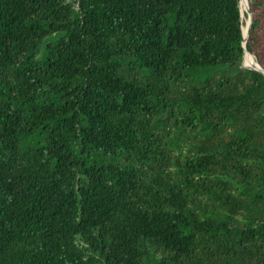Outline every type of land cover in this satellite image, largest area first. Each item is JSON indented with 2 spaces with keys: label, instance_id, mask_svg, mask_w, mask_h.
Returning a JSON list of instances; mask_svg holds the SVG:
<instances>
[{
  "label": "trees",
  "instance_id": "16d2710c",
  "mask_svg": "<svg viewBox=\"0 0 264 264\" xmlns=\"http://www.w3.org/2000/svg\"><path fill=\"white\" fill-rule=\"evenodd\" d=\"M241 12L0 0V264H264V75L242 66Z\"/></svg>",
  "mask_w": 264,
  "mask_h": 264
},
{
  "label": "water",
  "instance_id": "95a60500",
  "mask_svg": "<svg viewBox=\"0 0 264 264\" xmlns=\"http://www.w3.org/2000/svg\"><path fill=\"white\" fill-rule=\"evenodd\" d=\"M247 14H248V26H247V31H246V35L243 34V40H242V43H243V47H244V52H243V60H242V66L244 68H247V69H250V70H254V71H257V72H260L261 74L264 75V69H262L259 64L256 62V60L254 59V56L251 55L245 48V43H246V39H247V36H248V30H249V27L251 25V13H250V10L247 9ZM248 55L250 58H252V60L254 61V65L253 66H248V65H245L244 64V59H245V55Z\"/></svg>",
  "mask_w": 264,
  "mask_h": 264
},
{
  "label": "bare ground",
  "instance_id": "6f19581e",
  "mask_svg": "<svg viewBox=\"0 0 264 264\" xmlns=\"http://www.w3.org/2000/svg\"><path fill=\"white\" fill-rule=\"evenodd\" d=\"M239 3H240L241 11H242L241 13H242V16H243V12L245 11L246 14H247V9H249L248 2H247V0H239ZM244 17H245V23H246L245 30H244V35H246L247 26H248V14H247V17L243 16V18ZM244 64L248 65V66H253L254 65V61L251 60V58L246 54L245 55V59H244Z\"/></svg>",
  "mask_w": 264,
  "mask_h": 264
},
{
  "label": "rangeland",
  "instance_id": "374dc122",
  "mask_svg": "<svg viewBox=\"0 0 264 264\" xmlns=\"http://www.w3.org/2000/svg\"><path fill=\"white\" fill-rule=\"evenodd\" d=\"M239 5H240V3H239ZM244 14L246 13L245 11L243 12ZM243 17V16H242ZM244 19H245V17H244ZM255 59V58H254Z\"/></svg>",
  "mask_w": 264,
  "mask_h": 264
}]
</instances>
